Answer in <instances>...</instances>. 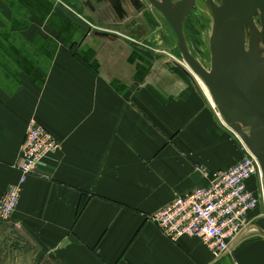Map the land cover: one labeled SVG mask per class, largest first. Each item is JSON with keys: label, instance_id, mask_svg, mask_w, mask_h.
Wrapping results in <instances>:
<instances>
[{"label": "crops", "instance_id": "obj_1", "mask_svg": "<svg viewBox=\"0 0 264 264\" xmlns=\"http://www.w3.org/2000/svg\"><path fill=\"white\" fill-rule=\"evenodd\" d=\"M83 1L0 0V198L30 118L60 143L26 179L0 264H264L258 211L218 258L151 219L206 185L197 166L236 163L239 145L196 77L161 53L176 47L167 23L143 12L126 33Z\"/></svg>", "mask_w": 264, "mask_h": 264}, {"label": "water", "instance_id": "obj_2", "mask_svg": "<svg viewBox=\"0 0 264 264\" xmlns=\"http://www.w3.org/2000/svg\"><path fill=\"white\" fill-rule=\"evenodd\" d=\"M148 1L172 29L185 71L203 82L224 124L256 158L264 190V0H207L208 68L191 54L183 32L190 0Z\"/></svg>", "mask_w": 264, "mask_h": 264}, {"label": "built area", "instance_id": "obj_3", "mask_svg": "<svg viewBox=\"0 0 264 264\" xmlns=\"http://www.w3.org/2000/svg\"><path fill=\"white\" fill-rule=\"evenodd\" d=\"M176 62L183 64L180 58ZM59 149L57 139L35 118L27 121L19 147L18 177L8 184L0 198V221L12 220L27 177ZM239 149L241 158L227 169L209 171L202 165L197 166L206 185L177 195L152 213L151 219L165 237L172 241L185 235L196 237L214 258L229 253L231 243L251 222L253 213L261 203L264 207L258 162L242 143ZM250 179L256 182L255 191L248 187ZM14 226L20 227L18 223Z\"/></svg>", "mask_w": 264, "mask_h": 264}, {"label": "flooded vegetation", "instance_id": "obj_4", "mask_svg": "<svg viewBox=\"0 0 264 264\" xmlns=\"http://www.w3.org/2000/svg\"><path fill=\"white\" fill-rule=\"evenodd\" d=\"M87 1H90V5H88ZM159 3H163L164 0H156ZM165 0L164 2H166ZM170 3L176 4L177 2L181 0H169ZM220 0H213L215 3H219ZM85 5H88L91 10L97 11L101 13L102 11H109L111 14V18L115 19L114 22H118L124 20L123 24H115V27L122 26V28L126 31V33L130 34H136L138 33V27L141 25V21L139 19L140 14L143 12H150L152 15H154L155 19L157 21L163 20L165 23L167 21L164 19V17L161 15V13L155 9L148 0H112L111 3H107L105 6L99 5L97 9H94L95 6L93 5V2L96 3L95 0H84L83 1ZM189 6L187 8V12L183 21V32L187 41L188 48L193 56L196 57V59L201 63V60L199 57H205L206 53L203 51V46L205 45L204 40L209 30L211 29V19L208 12V3L207 0H190L188 2ZM118 6H120L121 10L118 13L117 9ZM112 13H114V16H112ZM158 17H160L158 19ZM258 24V20H256ZM168 25V23H167ZM169 26V25H168ZM130 38L135 37L133 35L129 36ZM177 48L166 51V49H162L161 53L164 55H167L170 57L171 61L175 63L176 65L182 66L185 68L184 64H179L176 62V58H180V54ZM174 58H173V57ZM182 60V59H181ZM183 62V60H182ZM202 64V63H201ZM204 66V65H203Z\"/></svg>", "mask_w": 264, "mask_h": 264}, {"label": "rangeland", "instance_id": "obj_5", "mask_svg": "<svg viewBox=\"0 0 264 264\" xmlns=\"http://www.w3.org/2000/svg\"><path fill=\"white\" fill-rule=\"evenodd\" d=\"M207 39H208V35L205 37V40H204L205 45L202 47L203 51L206 53V55H205V57H199V59L201 60L202 65H204V67H206V68L209 67V50H208ZM133 43H135V42H133ZM161 50L162 49H160V51ZM157 52H159V51H157ZM195 79L197 80V78H195ZM231 134L234 137L235 141L237 142V145H239V148H240V144L242 143L241 140L232 131H231ZM257 213L259 214L257 219H258V221H260V223H259V225H257V227L264 229V207H263L262 203H261ZM0 222H1L0 223L1 224L0 225V232L3 233L5 231V234L4 233L1 234L2 237H0L1 254H2V256H4L5 255L4 251H5L6 247H9V245L11 244V241L14 238V236L16 235V233H15V231L12 230L13 228L11 227L12 225L10 224V222H2V221H0ZM5 257L6 258L8 257V249H7V253H6Z\"/></svg>", "mask_w": 264, "mask_h": 264}, {"label": "bare ground", "instance_id": "obj_6", "mask_svg": "<svg viewBox=\"0 0 264 264\" xmlns=\"http://www.w3.org/2000/svg\"><path fill=\"white\" fill-rule=\"evenodd\" d=\"M194 76V75H193ZM197 80L199 81V83H200V85L203 87V89H204V91L206 92V94L208 95L207 97H209V101H211V97H210V95H209V93H208V90L206 89V87H205V85L203 84V82L200 80V79H198L197 78ZM212 102V101H211ZM212 104V103H211Z\"/></svg>", "mask_w": 264, "mask_h": 264}]
</instances>
